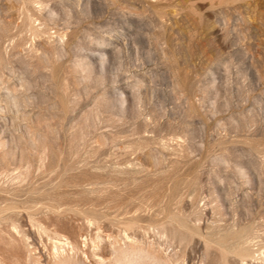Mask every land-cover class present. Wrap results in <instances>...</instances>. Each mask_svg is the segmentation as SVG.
Wrapping results in <instances>:
<instances>
[{"label": "rangeland", "instance_id": "obj_1", "mask_svg": "<svg viewBox=\"0 0 264 264\" xmlns=\"http://www.w3.org/2000/svg\"><path fill=\"white\" fill-rule=\"evenodd\" d=\"M0 264H264V0H0Z\"/></svg>", "mask_w": 264, "mask_h": 264}]
</instances>
